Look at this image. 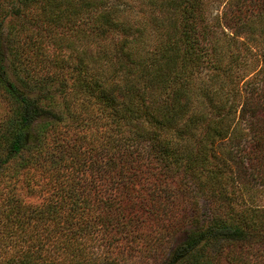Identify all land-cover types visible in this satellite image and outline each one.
<instances>
[{
  "label": "trees",
  "instance_id": "obj_1",
  "mask_svg": "<svg viewBox=\"0 0 264 264\" xmlns=\"http://www.w3.org/2000/svg\"><path fill=\"white\" fill-rule=\"evenodd\" d=\"M142 1L150 11L176 15L177 27L162 22L157 27L165 38L172 36L173 29L178 39L158 51L163 53L162 65L157 59H151L148 67L122 65V70L113 67L123 75L119 82L90 71L84 65L88 59L87 49L73 48L61 36L75 32L79 37L80 25L86 19L91 34L98 41L100 37L107 38L108 33L116 34L128 7L126 4L119 10L108 0H0L7 8L0 6V101L7 105L0 122V183L19 182L20 175L47 154L46 159L54 162V180H50L58 188L60 197L72 202L70 210L81 221L85 200H88L87 195L78 190L84 187V179L78 178L77 169L69 168L76 166L74 152L72 146L58 141L57 127L77 120L81 112H88L95 104L99 109L97 117L114 125L108 128L101 142L87 151L88 156L98 152V156L92 158L102 161L108 173L116 169L119 183L133 186L132 190L136 184L143 186L149 179L140 183L137 173L145 168L148 174H155V165L173 176L181 175L182 192L186 191V203L194 214L190 215L185 240L158 264H264V207L252 204L238 210V203L229 197L222 171L226 162L220 161L218 169L210 163L219 148L227 152V161H236L232 151L233 145L238 143L230 136L243 133L241 124L244 123L250 134L249 142L259 152L258 159L263 161L259 164L264 168V63L263 80L253 78L252 81H258L254 86L251 81L250 89H247L249 81L242 82L232 71L235 64L238 70L243 63V54L237 49L239 37L264 34V0L224 1L219 25L228 34H224L225 42L220 43L219 50L212 46L209 49L208 44L202 46L200 41L214 32L207 22V1ZM10 3L13 5L8 7ZM7 17L14 18L15 22L6 23ZM123 44L125 42L116 43L121 46V52ZM197 46L199 52L194 51ZM262 49L264 51V47ZM99 52L104 53L103 45L99 44ZM44 68H51L54 73L43 74ZM194 69L197 73L210 71L208 77L197 79L199 98L196 91L186 89L188 84L195 86ZM145 73L149 76L144 82H131L133 77ZM158 90L161 91L156 93ZM131 97L138 100L141 109L128 106ZM192 98L199 106L188 114ZM57 100L61 104L59 109H56ZM185 115L188 116L186 123L179 122ZM199 125H205L202 136L197 135ZM116 131L130 132L133 136L115 142L111 132ZM50 135L56 142L54 138L50 140ZM224 139L230 144L222 143ZM47 140L53 142L52 153ZM83 153H86L84 149ZM84 168L85 165L81 172ZM6 175L8 179L4 181ZM258 178L260 186H264V171L258 170ZM9 188L13 186L10 184ZM260 192L264 193V187ZM134 194L130 192L120 197ZM198 195L210 209L209 216L202 220L199 204L195 203ZM80 199L84 200L81 204L77 202ZM3 216L5 227L9 224L18 229L26 222L15 205ZM178 231L174 230L172 237ZM78 233L86 234V230L80 228ZM53 244L51 241L49 246ZM20 264L31 263L22 261Z\"/></svg>",
  "mask_w": 264,
  "mask_h": 264
},
{
  "label": "rangeland",
  "instance_id": "obj_2",
  "mask_svg": "<svg viewBox=\"0 0 264 264\" xmlns=\"http://www.w3.org/2000/svg\"><path fill=\"white\" fill-rule=\"evenodd\" d=\"M108 1L117 5L119 10L124 8L123 4L128 6L121 16L116 34L108 33L107 38L100 37L101 41H98L99 39L91 34L90 24L86 19L80 25L79 37L74 35L75 32L74 34L65 33L61 36L62 40L69 42V45L73 48L77 47L78 50L87 49L88 59L84 65L106 80L122 81L123 75L113 70V67L117 69L121 67V70L122 65L148 67L151 59H157L158 64L162 65L163 53L158 51L165 49L169 46L168 42H174L178 38L174 37L172 28V36L163 37L161 28L158 30L157 24L160 22L167 23L169 26L173 24L175 28L178 25L176 15H161V13L150 11L146 2L142 0ZM204 1H207V6L205 5L207 22L214 32L213 35H206L204 40L200 38L201 45L208 44L209 49L212 46L219 50L222 48L220 43L225 42L224 34H228L224 33L225 31L219 25L225 0ZM1 4L0 6L7 9ZM11 5L13 4L10 3L8 7ZM9 21L15 22L14 18L7 17L6 23H10ZM263 37L264 34L259 37L257 35L247 38L241 36L238 39L237 49L243 54V63L239 65L238 70V64H235L232 71L242 82L249 81L247 89L251 88L253 78L263 80L261 72L264 58L263 54H260L261 50L264 53ZM117 41L125 42L122 45V52L121 46L116 45ZM99 44L103 45L104 53L100 54ZM201 45L199 46L202 47ZM199 46L195 47V52L200 51ZM223 48L225 49L224 46ZM209 57L213 59L214 56ZM47 72L54 73V70L44 68L43 74ZM209 74L208 69L198 73L197 69H194L192 76L195 86L188 84L186 89L189 92L196 91V97L199 98L197 79L198 77L206 78ZM147 77L145 73L144 76L133 77L131 82L140 84ZM258 79L252 81V86ZM145 96L147 98L148 94ZM58 102L59 100H57L56 109L61 106ZM129 103L130 108L141 109L135 97H131ZM198 106L196 99L192 98L188 114ZM6 110L7 105L0 101V122ZM98 110V106L93 104L88 108V112H81L77 120L63 122L57 127L58 141L65 142L69 147L72 146V152H74L76 166H69V168L77 169L78 178L84 179V187L78 189L79 193L86 194L88 197V200H85L87 204L83 219L80 221L78 215L70 210L72 206L70 200L60 197V192L53 183L54 162L51 163L46 159L47 154L43 155L37 164H33L25 174L20 175L19 182L14 184H12L13 180L10 182L13 188H9V183L8 185L0 183V264H20L22 261H28L31 264H158L163 256L165 257L171 249L185 240L190 215L194 214V211L186 203V191L182 192L184 185L179 182L181 175L173 176L169 171L162 170L159 165L154 167L155 174H148L147 170L142 168L136 176L139 178L138 181L143 183L146 179L149 180L143 186L136 184V188L132 190L133 186H124L119 183L118 176L115 174L116 169L108 173V167L102 161L92 158L97 157L98 152L90 153L91 157L88 156L87 151L101 142L108 128L114 125L110 124L109 120L104 122L98 118ZM208 116L213 115L208 114ZM187 117L185 115L179 122L186 123ZM241 128L243 133H234L230 136L232 141L238 143L233 145L232 151L236 161H227V157L225 158L227 152L219 148L215 150V157L211 158L210 163L218 169L220 161L226 162V168L222 171L227 179L229 197L238 203V210L248 208L252 204L264 207V193L260 192L261 187L264 186H260L258 181V170L264 171L259 162L263 161H259V152L255 151L256 148L249 142L250 134L244 123L241 124ZM204 131L205 125H199L197 135L202 136ZM111 133H113L111 139L115 142L118 139L123 140L125 136H133L130 132ZM53 138L50 135V140ZM54 142H56L55 138ZM222 143L230 144L227 139H224ZM52 146L53 142L50 141L49 151ZM83 149L86 153H83ZM83 165L85 168L81 172ZM7 179L6 175L4 181ZM74 186L76 187L77 183ZM135 191L137 194H134ZM130 192L134 194L133 197H120V195H129ZM81 201L84 200L80 199L77 202L81 204ZM196 202L199 204L200 219H206L210 214L207 202L201 195L197 196ZM13 205L23 214V220H26L18 229L15 225L9 224L5 227L6 219L3 214L5 215L9 207ZM18 215L21 216V214ZM80 228L85 229L86 234H79ZM178 229V233L172 237L171 234ZM51 241L54 244L49 246Z\"/></svg>",
  "mask_w": 264,
  "mask_h": 264
}]
</instances>
